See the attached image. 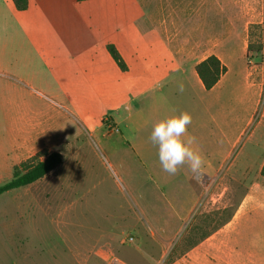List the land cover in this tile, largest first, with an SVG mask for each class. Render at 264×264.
<instances>
[{
	"label": "rangeland",
	"instance_id": "1",
	"mask_svg": "<svg viewBox=\"0 0 264 264\" xmlns=\"http://www.w3.org/2000/svg\"><path fill=\"white\" fill-rule=\"evenodd\" d=\"M137 1V14L148 18L142 24L146 43L157 33L149 16L162 9L164 32L176 19L190 28L192 40L223 58L229 73L216 94L241 98L238 112L252 114L249 124L230 137V152L211 180L189 181L186 166L174 176L150 167L143 152L140 161L118 133H110L108 120L119 102L108 96L103 47L86 63L46 65L35 12L22 15L11 0H0V146L9 149L29 128V158L43 159L41 150L62 155V164L42 179L0 195V264H174L226 223L245 194L264 188V0ZM89 10L105 14L97 3ZM91 21H78L77 33L88 44L99 43L107 31L101 19ZM190 187L197 208L188 215ZM249 225L248 236L264 241V209Z\"/></svg>",
	"mask_w": 264,
	"mask_h": 264
},
{
	"label": "crops",
	"instance_id": "2",
	"mask_svg": "<svg viewBox=\"0 0 264 264\" xmlns=\"http://www.w3.org/2000/svg\"><path fill=\"white\" fill-rule=\"evenodd\" d=\"M96 3L101 5L105 14L100 16L89 10ZM140 4L141 1L137 0H28L26 10L17 11L14 5L13 8L22 15L30 10L35 12L32 16L39 28V56L46 65L55 62L78 65L80 59L86 63L87 56L94 54L99 44L103 47V52L101 49L98 51L102 53L103 68L107 71L104 82L108 96L119 102L115 116L108 120L110 133H118L124 145L140 161L142 158L138 151L143 152L144 159H150L147 164L150 167H160L157 149L148 139L152 126L181 111L190 112L193 119L189 132L196 137L205 164L195 173L188 169L184 176L189 181L195 176L204 183L211 180L214 167L219 166L229 154L232 146L230 137L239 134L240 125L244 124L241 126L243 130L249 124L252 114L246 118L240 116L238 105L243 102L241 98L230 96L223 99L216 94L229 73L223 58L212 49L207 51L205 42L192 40L190 28L181 27L176 19L172 29L164 32L160 24L167 19L162 9L159 10V16H149L151 22H157V33L156 39L146 43L142 24L148 18L137 14ZM96 19L102 20L107 32H104L105 36L99 43L92 41L88 44L79 38L77 23L81 20L93 25L91 20ZM29 32L27 29V39ZM109 44L121 56L125 71H121L109 55L106 49ZM210 55L220 60L226 72L213 88L205 90L195 66ZM243 78L247 83V64ZM180 83L184 85L183 92L178 90ZM203 113L208 114V120L200 115ZM209 126L211 131L207 132ZM30 150L29 128L26 131L23 129L22 138L15 139L9 149L0 146V182L11 178L13 167L28 159ZM187 193L190 198H194L187 211L190 215L197 208V198L192 187ZM204 196L201 197L198 213L205 205ZM172 208H175L174 205ZM261 209H264V188L250 190L226 223L190 245L174 264H264V241L250 238L247 234L251 228V217ZM2 214L6 212L3 210ZM3 227L4 230L9 229L8 225L4 224Z\"/></svg>",
	"mask_w": 264,
	"mask_h": 264
},
{
	"label": "trees",
	"instance_id": "3",
	"mask_svg": "<svg viewBox=\"0 0 264 264\" xmlns=\"http://www.w3.org/2000/svg\"><path fill=\"white\" fill-rule=\"evenodd\" d=\"M17 11H24L28 7V0H11ZM83 2L88 0H76ZM109 55L121 71L126 70V66L113 45L106 47ZM251 50L250 44L247 46L245 57ZM195 72L200 79L205 90H210L219 81L220 77L226 72V67L220 62L215 55H210L195 66ZM43 159L36 156L26 159L17 166L13 167L11 178L0 185V195L19 188L29 186L42 179L57 166L62 164V155L59 150L46 152L41 150L39 154ZM260 175L263 179L264 186V163L260 169Z\"/></svg>",
	"mask_w": 264,
	"mask_h": 264
},
{
	"label": "clouds",
	"instance_id": "4",
	"mask_svg": "<svg viewBox=\"0 0 264 264\" xmlns=\"http://www.w3.org/2000/svg\"><path fill=\"white\" fill-rule=\"evenodd\" d=\"M178 90L184 91L183 83L178 85ZM192 119L190 112L181 111L152 126L148 139L157 149L161 170L170 176L178 174L184 166L198 172L205 164L198 141L189 132Z\"/></svg>",
	"mask_w": 264,
	"mask_h": 264
},
{
	"label": "built area",
	"instance_id": "5",
	"mask_svg": "<svg viewBox=\"0 0 264 264\" xmlns=\"http://www.w3.org/2000/svg\"><path fill=\"white\" fill-rule=\"evenodd\" d=\"M129 240H132L131 238Z\"/></svg>",
	"mask_w": 264,
	"mask_h": 264
}]
</instances>
